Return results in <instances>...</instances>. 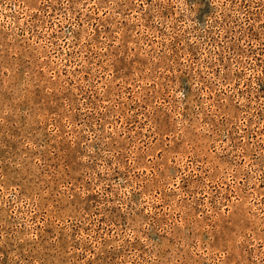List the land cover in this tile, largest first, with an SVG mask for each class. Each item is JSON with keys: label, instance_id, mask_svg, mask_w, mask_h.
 <instances>
[{"label": "rangeland", "instance_id": "rangeland-1", "mask_svg": "<svg viewBox=\"0 0 264 264\" xmlns=\"http://www.w3.org/2000/svg\"><path fill=\"white\" fill-rule=\"evenodd\" d=\"M0 264H264V0H0Z\"/></svg>", "mask_w": 264, "mask_h": 264}]
</instances>
